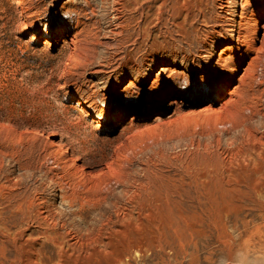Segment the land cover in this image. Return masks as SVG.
Listing matches in <instances>:
<instances>
[{"label":"rangeland","instance_id":"1","mask_svg":"<svg viewBox=\"0 0 264 264\" xmlns=\"http://www.w3.org/2000/svg\"><path fill=\"white\" fill-rule=\"evenodd\" d=\"M86 1L95 17L82 16L88 12L83 0H0V178L18 179L20 194L40 193L61 220L56 246L19 220L9 232L1 229L0 264H23L27 248L38 264H120L129 242L164 221L175 222L182 237L165 247L164 264H188L193 255L196 264H264L251 252L243 263L238 253L264 245V95L259 103L239 99L241 119L222 106L232 96V77L220 91L203 90L221 84L201 81L212 76L211 67L169 65L165 74L173 82H161V63L144 67L139 80L126 72L111 76L112 67L99 64L107 50L80 41L86 35L78 23L98 21L103 30L109 14L101 0ZM225 45L206 55L210 66ZM170 99L176 109L167 108ZM69 156L74 177L63 164ZM133 191L138 206L131 219L111 224L108 239L86 241L101 221L117 220V207H128ZM64 192L71 204L61 200ZM195 196L214 208H192ZM232 199L237 221L220 211ZM177 205L187 210L179 215ZM234 249L236 258L228 260ZM148 251L125 264H157Z\"/></svg>","mask_w":264,"mask_h":264},{"label":"bare ground","instance_id":"2","mask_svg":"<svg viewBox=\"0 0 264 264\" xmlns=\"http://www.w3.org/2000/svg\"><path fill=\"white\" fill-rule=\"evenodd\" d=\"M83 1L88 12H84L82 16L95 17L96 9L86 0ZM100 4L109 13L105 28L102 30L98 21L91 25L92 28L80 22L77 25L82 24L83 27L79 26L80 30L77 28V31L86 35L80 40L83 41V46L93 50L92 46L102 45L107 50L99 64L102 67H112L111 76L114 74L113 77L116 78L118 74L126 72L133 75L135 80H139L144 75V67H153L161 63L165 75L163 80L160 79L161 82L164 80L173 82V75L165 74L166 71H170L169 65L179 63L184 70L193 71L199 68L202 72L203 70L208 72L211 67L212 76L207 79L201 77V81L210 83L219 79L221 84L217 85L219 89L214 86L203 87L204 91H220L224 80L228 84L230 77L235 81L230 92L232 96L227 99L230 94H226L223 100H227L222 102L224 111L231 113L232 117L239 116L237 108L239 99L243 102L248 100L260 102L264 95V23L260 24L264 21V0H101ZM168 22L170 27L166 26ZM226 26L231 28L226 30L224 29ZM151 30L155 34H152ZM101 33L105 41L99 43L97 36ZM222 43L226 45L219 52L216 63L210 66L209 58L212 55L208 57L206 55ZM142 53L146 56L138 60V55ZM243 65L245 66L242 73L237 76ZM167 104L168 109H176L174 106L177 105V101L170 99ZM78 112L81 116L86 114L82 109ZM239 117L242 119V116ZM57 147L58 152L63 153L62 146L58 144ZM73 161L74 157L69 156L68 161L63 162L65 172L72 177L77 174V170L71 165ZM19 185V180L15 177L0 178V230L9 232L10 227L14 225L17 227L16 223L19 220L27 228L30 226L37 228L41 238L56 246L58 241L55 228L61 224V220L56 218L40 193L35 191L20 194L17 192ZM60 197L68 204L73 202L72 196L66 192ZM127 203L130 208L117 207L116 221L109 217L101 221L98 228L90 230L86 241L97 242L103 236L108 239L111 224L115 222L122 224L131 219V209L138 206V196L134 191L127 197ZM237 204L238 201L232 199L230 203L220 207V211L225 216L232 214L234 221H237L239 212ZM191 207L197 210L213 209L214 205L209 204L203 196H195ZM175 210L180 215L187 209L183 210L182 206L177 205ZM174 225L175 222L164 221L154 230L138 234L135 242L128 243L117 262L125 264V261L132 260L134 256L144 257L148 250H151L152 255L158 258L157 264H164L167 261L163 256L165 247L171 245L170 242L180 241L182 238L174 231ZM118 232L124 233V227L119 226ZM12 240L15 242L16 238L12 237ZM68 240L72 245H77L75 235L70 234ZM21 247L22 245L17 249ZM147 247H154V250ZM236 251L229 250L226 258L228 260L236 258L234 255ZM250 252L264 260V245H260L238 252L243 263H249ZM196 261L193 255L188 264H196ZM23 264H38L32 248L26 249Z\"/></svg>","mask_w":264,"mask_h":264}]
</instances>
